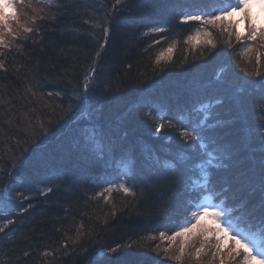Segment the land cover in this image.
<instances>
[{
    "label": "trees",
    "instance_id": "16d2710c",
    "mask_svg": "<svg viewBox=\"0 0 264 264\" xmlns=\"http://www.w3.org/2000/svg\"><path fill=\"white\" fill-rule=\"evenodd\" d=\"M36 1H17L33 32L0 47V264H177L161 233L197 197L259 242L263 43L196 44L199 22H180L196 0H49L33 22ZM123 179L135 195L107 193Z\"/></svg>",
    "mask_w": 264,
    "mask_h": 264
},
{
    "label": "snow or ice",
    "instance_id": "6c2138e0",
    "mask_svg": "<svg viewBox=\"0 0 264 264\" xmlns=\"http://www.w3.org/2000/svg\"><path fill=\"white\" fill-rule=\"evenodd\" d=\"M197 6L191 10H186L180 14V22L187 24L189 22H199L203 32H197L194 36L190 37L196 44L200 43V37L203 35L207 37L204 40V44L210 49L217 47L216 42L212 39L213 31L220 34L227 33L231 38L232 34H235V39L240 41L243 39L258 41L264 40V0H196ZM125 3V0H115L113 7ZM253 9H257L254 12ZM36 15L33 17V22L37 19H43L40 15L45 12L43 7L33 8ZM13 22L19 24V13L14 0H0V47L5 49L10 48L9 43L6 41V36L11 35L14 39H18L19 32H15L13 29ZM241 22L247 24L246 36L239 31V25ZM24 33H32L33 28L25 25H19ZM167 29L165 27H153L150 29L152 32H164ZM108 34V29H105V35ZM168 52H172L173 48L169 47ZM163 56V53H161ZM158 60L160 57L157 58ZM256 64L261 63V56L256 55ZM4 68V64L0 61V69ZM94 75V70L89 76ZM249 75L261 76L262 74L257 70ZM87 79V77H86ZM49 96L52 93L48 94ZM203 107V105H201ZM164 127L163 124H158L155 131L159 132ZM182 137L199 142L203 140V136L198 131V126L194 127L191 132L185 128L181 134ZM199 148L205 151L206 156L212 157L213 152L209 151V145L205 143H199ZM211 163V160L208 161ZM172 166V165H166ZM198 168L202 167V163L197 164ZM262 186H264V175L261 179ZM119 188L129 195H135L131 188L126 187L124 183H120ZM111 189H106L110 191ZM51 192L52 189H47ZM199 197L196 198L190 205V212L184 217L183 221L177 225L178 230L172 233L171 240H175L176 237H183L184 243L181 244L178 254L172 255L170 259L179 261L183 264L186 256L187 241L192 238L202 237L203 241L199 247L195 248L194 253L188 252L189 258L194 257L195 260L201 261V255L205 252V246L214 248L215 251L211 252V261L209 264H214L218 261V264H264V212L260 217L259 231L262 233L260 241L248 236L244 231L235 225L229 214L214 205L206 203H199ZM261 208L264 209V199L261 201ZM205 217H212L214 226L203 223ZM13 223L12 220H8L7 224L0 227V232ZM231 233V235H230ZM164 233H161L163 236ZM215 243H212V240ZM228 240H231V244H228ZM119 246L109 249L110 252H117ZM25 256L28 253H24Z\"/></svg>",
    "mask_w": 264,
    "mask_h": 264
},
{
    "label": "rangeland",
    "instance_id": "374dc122",
    "mask_svg": "<svg viewBox=\"0 0 264 264\" xmlns=\"http://www.w3.org/2000/svg\"><path fill=\"white\" fill-rule=\"evenodd\" d=\"M17 1H21V4H24L25 2V0H14V2H15V4H16V7H17ZM39 1V2H38ZM38 1H36V2H38L39 4H42V7H45V5H48L49 4V0H38ZM33 3H34V1H32V2H30L29 3V5L31 6V5H33ZM36 4V3H35ZM17 10H18V8H17ZM253 11L254 12H257L258 10L257 9H253ZM18 13H19V24H17V23H15V22H13V29H14V31L15 32H17V29H18V26L22 23V12H20L19 10H18ZM26 15H27V13H25ZM205 30H208V29H200V30H198L199 32H203V31H205ZM239 31L242 33V34H244V35H246L247 34V24H246V22H241L240 23V25H239ZM197 33V32H196ZM11 35H8V36H6V41H7V39H8V37H10ZM202 39H207V37H204L203 35H201V37H200V40H202ZM202 41H204V40H202ZM247 41V43H246V45L247 46H249L250 47V49L252 48H256V46H257V44H256V42H258L259 41V43L261 42V43H263V45H262V47L264 46V40H258V41H251V40H246ZM263 41V42H262ZM258 43V44H259ZM264 48V47H263ZM120 183H124L125 184V186L127 187V185H126V182H125V180L123 179V181L122 182H116L115 184H112L108 189H111L110 191H107V193L108 194H110L114 189H116V188H119V185H120ZM202 203H206V204H209V205H214L213 203L214 202H211L210 201V197H208L206 200H205V202H202ZM220 209H222V208H220ZM222 210H224V209H222ZM203 223H205V224H208V225H211V226H214V224H213V218L212 217H205L204 218V221H203ZM0 224H1V222H0ZM230 235H231V233H230ZM172 236V235H171ZM171 236H167V235H163L162 237H161V243H165L167 240H169V243L167 244V246L165 247L166 249H168V251H169V253H170V256H172V255H176V254H178V251L179 250H176V252H174L173 251V249H179L180 248V246H181V244H183L185 241H184V238L183 237H176V239L175 240H171L170 239V237ZM200 238H202V237H196V238H192V239H189L188 241H187V245H186V256H185V260L183 261V263H185V261H186V257H187V253L188 252H192V253H194V251H195V248H196V245L198 246H200V244H199V240H201ZM195 240V241H194ZM228 244H231V240H228ZM175 247V248H174ZM208 251H210V249H209V246H205V252L206 253H208ZM202 254H204V253H202ZM176 263L178 264V263H180L181 264V262H179V261H176Z\"/></svg>",
    "mask_w": 264,
    "mask_h": 264
}]
</instances>
